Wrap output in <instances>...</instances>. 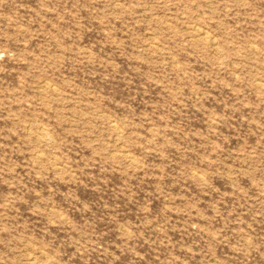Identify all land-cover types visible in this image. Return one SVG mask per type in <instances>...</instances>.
Segmentation results:
<instances>
[{"label":"rangeland","instance_id":"rangeland-1","mask_svg":"<svg viewBox=\"0 0 264 264\" xmlns=\"http://www.w3.org/2000/svg\"><path fill=\"white\" fill-rule=\"evenodd\" d=\"M0 264H264V0H0Z\"/></svg>","mask_w":264,"mask_h":264},{"label":"bare ground","instance_id":"bare-ground-1","mask_svg":"<svg viewBox=\"0 0 264 264\" xmlns=\"http://www.w3.org/2000/svg\"><path fill=\"white\" fill-rule=\"evenodd\" d=\"M198 30V29H197ZM44 136V135H43Z\"/></svg>","mask_w":264,"mask_h":264}]
</instances>
